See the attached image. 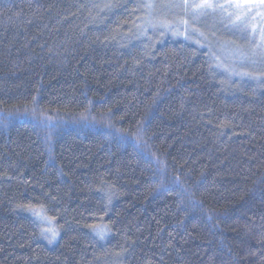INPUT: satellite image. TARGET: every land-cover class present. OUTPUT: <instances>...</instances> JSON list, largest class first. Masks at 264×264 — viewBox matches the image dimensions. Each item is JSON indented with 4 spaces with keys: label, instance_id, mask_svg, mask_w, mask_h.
I'll return each instance as SVG.
<instances>
[{
    "label": "trees",
    "instance_id": "obj_1",
    "mask_svg": "<svg viewBox=\"0 0 264 264\" xmlns=\"http://www.w3.org/2000/svg\"><path fill=\"white\" fill-rule=\"evenodd\" d=\"M144 3L0 0V264H264V83Z\"/></svg>",
    "mask_w": 264,
    "mask_h": 264
},
{
    "label": "snow or ice",
    "instance_id": "obj_2",
    "mask_svg": "<svg viewBox=\"0 0 264 264\" xmlns=\"http://www.w3.org/2000/svg\"><path fill=\"white\" fill-rule=\"evenodd\" d=\"M142 7L148 10L150 25L155 26L153 22L158 21L161 27H165L163 21L159 20L160 13L156 11L159 7L162 11H169L181 16L183 18L181 22L186 32L189 25H195L198 19L208 16L219 17L221 24L239 33L241 39L248 45L247 48L234 46L232 49V55L240 59V66L243 67L246 64L264 66V0H167V3L159 5L156 0H152V2L144 3ZM176 9H179L180 12L176 13ZM189 35H198L205 40L208 39L204 33L197 32L195 27L192 28ZM212 35L214 36L215 32ZM237 74L248 75L250 78L259 79L264 83V71H261L259 76H252L249 73ZM32 103L33 105L38 103L35 97H33ZM25 111L27 112L28 109ZM32 112H35V108L32 109ZM191 203L194 209L202 207L195 201ZM20 207L26 206L21 205ZM34 214L39 215L42 221L50 225L43 228L40 235L52 243L58 236L56 228L51 226L55 218L48 220L41 214ZM92 231L100 239H104L107 229L93 226Z\"/></svg>",
    "mask_w": 264,
    "mask_h": 264
},
{
    "label": "rangeland",
    "instance_id": "obj_3",
    "mask_svg": "<svg viewBox=\"0 0 264 264\" xmlns=\"http://www.w3.org/2000/svg\"><path fill=\"white\" fill-rule=\"evenodd\" d=\"M148 2H152V0H148ZM156 3L158 5L161 3H167V0H156ZM157 9L160 12L159 20L163 21L164 24L168 22L165 27H161L163 31L168 33V35L171 37L190 40L197 44L202 42L208 45L212 53L215 55L214 58L220 64L221 69L227 72L228 75L237 77L239 76L242 78L243 76L237 73H247L248 69H253V73L264 71V66L262 65L246 64L243 67L240 66V59L232 55V49L234 46L247 48L248 45L241 39L239 33L235 32L230 27H225L223 24H221L219 17L208 16L206 18L198 19L195 25H189L188 31L186 32L181 22L183 19L181 16L175 15L169 11H162L159 7ZM146 11V20L149 21L148 10ZM175 12L179 13L180 10L176 9ZM169 23L172 25H169ZM193 27H195L197 32L204 33L208 39L205 40L198 35H189ZM213 32H215L214 36L212 35ZM38 218L44 228L50 226L42 221L40 216H38Z\"/></svg>",
    "mask_w": 264,
    "mask_h": 264
}]
</instances>
